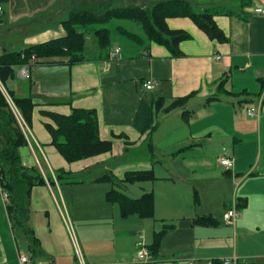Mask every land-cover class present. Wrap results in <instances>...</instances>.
Segmentation results:
<instances>
[{
	"label": "crops",
	"instance_id": "1",
	"mask_svg": "<svg viewBox=\"0 0 264 264\" xmlns=\"http://www.w3.org/2000/svg\"><path fill=\"white\" fill-rule=\"evenodd\" d=\"M64 1L0 0V52L64 36L61 22L72 9ZM188 1L199 12L213 9L228 43L209 40L188 18H170V29L191 36L179 44L178 57L148 42L137 28L141 35L123 27L143 44L114 34L110 58L72 65L38 61L26 79L18 76V68L7 82L15 96H28L34 104L30 142L19 148V155L24 167L42 172L45 185L33 187L29 198L28 225L41 253L34 259L14 237L0 187V264H19L20 254H27L32 264H76L63 212L87 264H264V14L255 11L264 10V0ZM38 36L48 39L37 41ZM90 51L97 52L94 46ZM223 80L225 93L216 98ZM149 81L154 86L146 90ZM191 93L184 107L190 115L182 117L180 109L166 113L173 99ZM141 102L151 107L155 124L146 133L138 128L144 125L134 122ZM256 106V115L249 116L247 111ZM72 108L96 111L99 137L112 143L110 152L67 163L51 145L45 125H54L45 112L68 115ZM134 151L144 159L128 161ZM223 156L234 159L232 169L219 164ZM112 158L120 161L109 162ZM169 158L171 167L163 173L161 161ZM139 170H151L156 178L145 182L147 190L139 183L117 187H137L134 196L152 192V218L123 216L117 203L105 199L116 186L96 181L108 175L121 182L126 172ZM233 208L238 216L226 224L223 216ZM197 217H211L214 224H195ZM166 225L174 228L156 255L137 260L138 245L143 241L148 249ZM147 230L151 241H145Z\"/></svg>",
	"mask_w": 264,
	"mask_h": 264
},
{
	"label": "trees",
	"instance_id": "2",
	"mask_svg": "<svg viewBox=\"0 0 264 264\" xmlns=\"http://www.w3.org/2000/svg\"><path fill=\"white\" fill-rule=\"evenodd\" d=\"M95 8H90L95 1L89 0L71 9L67 19L61 22L64 36L36 44L22 51L0 52V187L8 195L6 211L10 219L11 229L18 245L31 259L40 253V242L33 229L28 225L29 198L31 189L35 186L45 185L40 172L35 168H26L22 165L19 148L26 145V139L21 131L18 120L11 109L1 87L8 96L23 122L28 126L34 104L30 97L18 98L6 86L9 80L15 78V71L26 66L30 68L38 61L61 60L69 65L79 64L90 60H105L110 58V23L113 20H127L140 26L148 42L165 47L171 56L181 55L179 44L191 38L183 30H172L166 20L170 18H188L211 41L228 43L223 30L215 23L213 9L207 8L201 12L194 10L188 0L162 1L151 8L144 3L119 8L112 7L113 0H99ZM115 34L124 36L139 45L143 41L122 26H117ZM95 38L97 52L92 55L87 48L89 37ZM29 70V69H28ZM223 80L217 87L216 98L225 93ZM194 93L171 102L167 114L180 109L182 117L190 115L184 110L189 99ZM45 114L52 120L53 125H45L51 135V145L67 163H73L108 153L112 150L110 141L101 140L99 137L97 114L94 109L72 108L68 115L51 112ZM134 122L142 133L151 131L153 125L151 107L146 103L139 105ZM151 170L129 171L124 175L123 181H116L114 176H101L96 181H108L111 184H135L155 180ZM105 199L117 203L123 216L137 214L141 218H152L154 214V198L152 192H145L139 198L132 199L120 191L112 188L107 192ZM195 224L211 225V217H197L192 220ZM174 225L163 226L160 232L153 236L152 243L148 246L151 255H156L161 242L169 229Z\"/></svg>",
	"mask_w": 264,
	"mask_h": 264
},
{
	"label": "built area",
	"instance_id": "3",
	"mask_svg": "<svg viewBox=\"0 0 264 264\" xmlns=\"http://www.w3.org/2000/svg\"><path fill=\"white\" fill-rule=\"evenodd\" d=\"M0 11H1V8H0ZM257 13H260V14H264V10L262 8H259L257 10H255ZM120 50H114L113 53H111V56L112 57H115V53H118ZM217 59H219V57H217ZM18 76L21 78V79H26L28 77V68L26 66H23L21 68H19V72H18ZM154 84L152 82H146L144 84V87L146 90H151L153 88ZM2 88V87H1ZM5 96L7 95L6 91L2 88ZM7 97V96H6ZM7 99L9 100V102L11 103V105H13V103L11 102V100L7 97ZM259 110V106H256V107H253V108H250L248 111H247V114L249 116H254L256 115L257 111ZM17 120H18V123H19V126L21 128V131L26 139V142L27 144H29V139L28 137L30 136V130L28 128V126L23 122V120L21 119L20 115L18 114L17 110L14 108L13 110ZM218 162L219 164H221L222 166H224L225 168L227 169H232L233 166H234V159L233 158H230V157H221L218 159ZM8 202V195L5 193L3 194V203H7ZM65 212H63V220L65 222V225H66V228H67V231H68V234L72 240V243L74 245V250H75V258H76V264H87L85 262V259L80 251V248L78 246V243H77V240H76V237L74 236V231H73V228L71 226V223H70V219L68 216H65L64 215ZM237 213L235 212V209H231L229 210L224 216H223V219H224V222L226 224H232L234 222V220H236L237 218ZM149 250L147 249V246L145 245V243L142 241L139 245H138V250L136 252V258L137 260L139 261H148L150 259V255H149ZM18 261H19V264H32L31 263V260L29 258V256L27 254H20L19 257H18ZM223 264H229V262L227 260H225L223 262Z\"/></svg>",
	"mask_w": 264,
	"mask_h": 264
},
{
	"label": "rangeland",
	"instance_id": "4",
	"mask_svg": "<svg viewBox=\"0 0 264 264\" xmlns=\"http://www.w3.org/2000/svg\"><path fill=\"white\" fill-rule=\"evenodd\" d=\"M89 0H65L64 1V3H65V5H68L69 4V2L71 3V5H72V8H74V7H76V6H78L79 4H81V3H86V2H88ZM93 1H95L94 3H92L91 4V7L90 8H95L97 5H98V3L100 2L99 0H93ZM141 0H113L112 1V7H115V8H119V7H123V6H130V5H133V3H136V4H139V2H140ZM145 3H146V5H147V7H149V8H151L153 5H155V4H157V3H159V2H162V1H167V0H143ZM61 5H63V4H61ZM1 8V7H0ZM2 16V14H0V17ZM63 19H67V17L66 18H63ZM117 26H122V27H125V28H127V29H131V30H133V31H136L135 29L137 28L138 30H139V32L141 31V28H140V26L139 25H137V24H135V23H132L131 21H127V20H113V21H111V23H110V29H111V31H110V37H111V41L114 39V34H115V29H116V27ZM136 33H138V31H136ZM40 34H42V33H38L37 35H40ZM61 34L63 35L64 33H63V30L61 29ZM138 34H140V33H138ZM141 35V34H140ZM55 34H51V36L50 37H54L55 38ZM37 39V41H43V40H46V39H48V37H41V36H38V38H36ZM89 41H88V45H87V48H89L90 50L91 49H93V46L95 47V38L93 37H89ZM124 40H127V41H129L128 39H124ZM1 90H2V88H1ZM2 92H3V90H2ZM3 94H4V92H3ZM151 95V93H149V96ZM4 96H5V94H4ZM6 99H7V97H6ZM7 102L9 103V105H10V107H11V109L12 110H14V105H11V103L9 102V100L7 99ZM199 104H194L193 105V107H195V106H198ZM140 148H142L141 146H139ZM130 156H132L131 158H129V159H127L128 161H133L134 163H136V162H138V161H140V160H143L144 159V154H140V155H135V151H134V153L133 154H131ZM120 158H112L109 162H119L120 160H119ZM170 161H171V159L169 158L168 160H162L161 161V168H162V171H163V173H165V170H166V167H167V170L168 169H170ZM156 164V162H154V164L153 165H155ZM36 166V165H35ZM159 165H158V167H160ZM38 167V166H37ZM39 172H40V174L41 175H43L42 174V172L40 171V170H38ZM100 173H102V172H104L103 170H100L99 171ZM157 173H159L158 171H155V175H157ZM72 180V179H71ZM63 182V180H61V183ZM146 184H148V183H145V182H142V183H139V186L143 189V190H147L148 188L146 187ZM118 185H121L120 183L119 184H117V185H114V186H116V190H121V189H123L124 187H117ZM124 186H128V185H124ZM135 186H138V185H135ZM121 191H123V190H121ZM129 191V190H128ZM128 191H123L124 193H127V195H129V197H131V198H135V197H139L141 194H138L139 196H134L135 194V192L137 193V191H138V189H137V187H134L133 189H130V191L128 192ZM76 193H78V194H80V193H82V192H80V191H78V190H76ZM98 193L99 192H97L96 193V195L95 196H97L98 195ZM91 195H94V194H91ZM137 195V194H136ZM8 203V202H7ZM100 203H103V201L101 200L100 201ZM106 204V203H105ZM193 204H194V202H193ZM98 206H100V205H98ZM109 207H113L114 208V210L117 212V214H118V206L117 205H114V204H112V205H109ZM83 210H84V208H83ZM65 216H68V214H67V212H65V214H64ZM64 221V220H63ZM64 225H65V222H64ZM65 228H66V225H65ZM66 230H67V228H66ZM68 232V231H67ZM146 235V240L145 241H151L152 240V236H151V231L150 230H147V234H145Z\"/></svg>",
	"mask_w": 264,
	"mask_h": 264
}]
</instances>
